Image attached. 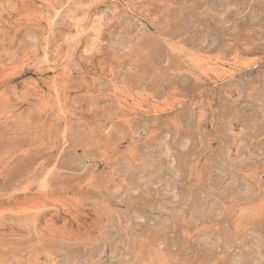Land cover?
I'll list each match as a JSON object with an SVG mask.
<instances>
[{
	"label": "rangeland",
	"instance_id": "374dc122",
	"mask_svg": "<svg viewBox=\"0 0 264 264\" xmlns=\"http://www.w3.org/2000/svg\"><path fill=\"white\" fill-rule=\"evenodd\" d=\"M0 264H264V0H0Z\"/></svg>",
	"mask_w": 264,
	"mask_h": 264
}]
</instances>
